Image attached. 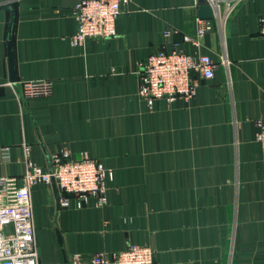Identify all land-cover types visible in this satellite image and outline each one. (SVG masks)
I'll return each mask as SVG.
<instances>
[{"label":"crops","instance_id":"1","mask_svg":"<svg viewBox=\"0 0 264 264\" xmlns=\"http://www.w3.org/2000/svg\"><path fill=\"white\" fill-rule=\"evenodd\" d=\"M78 0H0V177H21L23 144L42 170L50 154L102 160L112 170L106 202L89 197L56 207V185L32 187L41 264L71 253L148 245L154 264H264V150L256 119L264 115V0H241L201 39L214 75L196 77L186 100L148 107L137 94L138 63L196 31L198 0H127L109 39L72 45ZM9 7L15 11V81L48 79L50 95L23 103L7 57ZM164 30L172 31L165 36ZM15 89L19 85L14 84Z\"/></svg>","mask_w":264,"mask_h":264},{"label":"built area","instance_id":"2","mask_svg":"<svg viewBox=\"0 0 264 264\" xmlns=\"http://www.w3.org/2000/svg\"><path fill=\"white\" fill-rule=\"evenodd\" d=\"M127 0H78L72 14L76 31L70 37L72 45H82L87 38L109 39L116 34L115 20ZM241 0H204L213 15L223 24ZM210 19H196L195 35H184L182 41L193 46L192 51L180 48V42H172L170 50L156 49L138 63L137 94L148 107L159 99L167 102L177 98L189 100L196 93V77H213L215 62L209 54L200 51L201 39L211 30ZM258 33L264 37V12L257 15ZM172 31L162 33L169 36ZM18 84L15 89L14 84ZM23 103L36 96L52 92V81L32 79L8 82ZM259 128L256 138L264 150V115L255 121ZM24 172L21 177H0V264H41L36 244L31 201L32 187L50 184L54 180L59 192V205H69L71 195L78 205L89 197L98 204L106 202L108 183L113 172L102 160L81 156L73 157L70 151L61 149L50 154L51 167L38 168L30 157V145L23 144ZM3 159L9 157L10 147H0ZM56 264H154V250L148 245L128 244L121 250L96 251L91 254L71 253L62 263Z\"/></svg>","mask_w":264,"mask_h":264},{"label":"water","instance_id":"3","mask_svg":"<svg viewBox=\"0 0 264 264\" xmlns=\"http://www.w3.org/2000/svg\"><path fill=\"white\" fill-rule=\"evenodd\" d=\"M199 6L197 9L198 16L200 18H211L213 17V12L209 4L205 3L204 0H198ZM10 11L9 21H8V30H7V57H8V66H9V73L11 81H15V74H14V59H13V52H12V32L14 27V20H15V11L9 7ZM53 184H55L52 181ZM59 206L58 197H56V207Z\"/></svg>","mask_w":264,"mask_h":264},{"label":"rangeland","instance_id":"4","mask_svg":"<svg viewBox=\"0 0 264 264\" xmlns=\"http://www.w3.org/2000/svg\"><path fill=\"white\" fill-rule=\"evenodd\" d=\"M54 182V180H52ZM52 183V182H51ZM55 183V182H54ZM56 185V184H55ZM57 188V187H56Z\"/></svg>","mask_w":264,"mask_h":264}]
</instances>
